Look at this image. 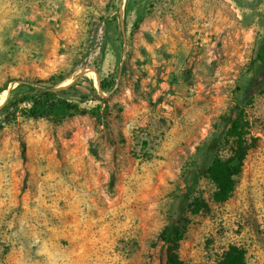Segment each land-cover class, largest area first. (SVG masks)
Segmentation results:
<instances>
[{
	"label": "rangeland",
	"instance_id": "1",
	"mask_svg": "<svg viewBox=\"0 0 264 264\" xmlns=\"http://www.w3.org/2000/svg\"><path fill=\"white\" fill-rule=\"evenodd\" d=\"M263 42L264 0H0V121L11 90L64 88L0 128V264H166L185 179L229 157L211 145L237 106L256 145L225 202L197 181L178 254L264 264V85L245 94Z\"/></svg>",
	"mask_w": 264,
	"mask_h": 264
},
{
	"label": "trees",
	"instance_id": "2",
	"mask_svg": "<svg viewBox=\"0 0 264 264\" xmlns=\"http://www.w3.org/2000/svg\"><path fill=\"white\" fill-rule=\"evenodd\" d=\"M258 63L257 75L250 81L245 91V94L249 97H252L253 93L264 85V42L258 53ZM63 79V77L58 76L57 79L53 78L50 81L54 85H57ZM31 83L20 81L18 86H29ZM63 90L64 88H60L59 90L45 88L41 94H25L26 96L24 98L18 100H13L15 90H11L8 98L1 107L5 111L6 116L4 117L5 120L0 121V128L3 127L4 123L11 122L15 117V111L18 109L19 104L26 101L24 100L25 98L31 100L33 104V107L28 110L29 113L32 116H39L41 112L37 106L45 107L48 105L50 95L62 93ZM102 107V104H98L95 108L90 109L88 113L97 122L105 124L104 120H106L107 115L104 112L108 106L106 105L104 109ZM81 112L85 113V110ZM224 124L223 131L212 140L211 147L212 149H216V147H219L223 143V145L228 147L230 152L229 157L223 158L220 154L216 153L209 165L196 167L186 177L185 192L178 216L162 232L166 264H185L178 254V249L189 222L187 212L194 215L207 209V204L204 199L194 195L197 181L200 178L210 180L215 186L214 201L218 203L225 202L231 197L235 189L237 178L241 173L247 153L256 145V138L251 133L250 120L244 108L239 106L234 107L230 114L224 117ZM93 153L95 152L93 151ZM217 264H245L244 252L241 248L232 245L223 253Z\"/></svg>",
	"mask_w": 264,
	"mask_h": 264
},
{
	"label": "bare ground",
	"instance_id": "3",
	"mask_svg": "<svg viewBox=\"0 0 264 264\" xmlns=\"http://www.w3.org/2000/svg\"><path fill=\"white\" fill-rule=\"evenodd\" d=\"M240 23H245L246 22V17H242L241 20L239 21ZM175 40V39H174ZM5 92V91H4ZM6 94V93H5Z\"/></svg>",
	"mask_w": 264,
	"mask_h": 264
}]
</instances>
